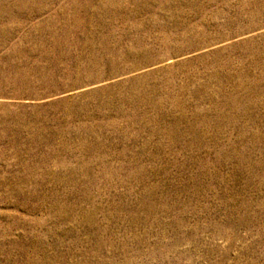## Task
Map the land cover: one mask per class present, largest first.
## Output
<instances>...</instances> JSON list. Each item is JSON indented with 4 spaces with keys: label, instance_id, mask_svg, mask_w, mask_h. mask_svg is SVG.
I'll return each mask as SVG.
<instances>
[{
    "label": "rangeland",
    "instance_id": "obj_1",
    "mask_svg": "<svg viewBox=\"0 0 264 264\" xmlns=\"http://www.w3.org/2000/svg\"><path fill=\"white\" fill-rule=\"evenodd\" d=\"M0 264H264V0H0Z\"/></svg>",
    "mask_w": 264,
    "mask_h": 264
}]
</instances>
